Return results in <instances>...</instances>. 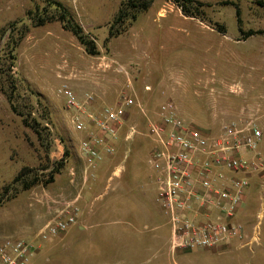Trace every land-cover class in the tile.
I'll return each mask as SVG.
<instances>
[{"label":"rangeland","instance_id":"obj_1","mask_svg":"<svg viewBox=\"0 0 264 264\" xmlns=\"http://www.w3.org/2000/svg\"><path fill=\"white\" fill-rule=\"evenodd\" d=\"M50 1L68 8L98 55H89L59 21L47 20ZM122 1L0 0V198L24 169L47 176L66 159L50 185L2 199L0 238L35 242L30 264H264L263 176L252 177L240 215L243 243L259 227L260 244L171 253L170 226L150 178L148 131L160 106L173 101L188 125L212 138L223 124L255 122L264 151V33L247 37L251 30L264 32V0H197L206 4L199 17L154 0L123 34L107 40ZM35 15L45 24L36 25ZM12 38H21L14 60ZM63 85L81 102L94 96L93 113L114 106L125 92L134 100L115 152L95 167L81 157L87 134L73 127L77 111L59 95ZM10 97L40 124H34L39 134L12 111ZM72 201L80 210L78 224L39 241V231Z\"/></svg>","mask_w":264,"mask_h":264},{"label":"built area","instance_id":"obj_2","mask_svg":"<svg viewBox=\"0 0 264 264\" xmlns=\"http://www.w3.org/2000/svg\"><path fill=\"white\" fill-rule=\"evenodd\" d=\"M59 95L77 111L72 117L75 131L87 134L80 143L81 157L88 166H97L115 152L133 98L125 92L114 106L93 113L94 96L88 94L81 102L68 85ZM156 117L148 129L153 143L150 178L170 226L171 253L260 244L259 227L243 243L247 234L240 220L252 177H264L263 133L255 122L223 124L221 134L212 138L188 125L173 101L161 105ZM64 206L63 214L39 231V241H50L78 224L77 203ZM35 253L31 240L0 238V264H30Z\"/></svg>","mask_w":264,"mask_h":264},{"label":"trees","instance_id":"obj_3","mask_svg":"<svg viewBox=\"0 0 264 264\" xmlns=\"http://www.w3.org/2000/svg\"><path fill=\"white\" fill-rule=\"evenodd\" d=\"M168 1L173 2L179 9L182 10V12L185 15L192 17H199L203 15L204 8L206 7V4H203L202 2H199L197 0H168ZM153 2L154 0H123L117 15L114 17L113 21L110 24L109 36L107 40L117 38L121 34H123L126 31V28L128 27L129 24L135 22L140 14L145 13L150 9ZM260 5L264 6V3L260 2ZM48 7L49 9L52 10V13L51 16L47 18V20L59 21L62 24L64 30L71 32L78 39V41L85 48L86 52L89 55L92 56L98 55L99 52L97 50V46L95 42L90 38V34L84 31L83 27L76 21V19L72 16L71 12L64 4L57 1H50L48 2ZM236 16H237L238 25L240 27L239 30L242 31L241 11L239 8L236 9ZM32 20L34 21V23H36V25L42 26L45 24L46 18H42L41 16L36 17L35 15L32 18ZM263 33L264 32L262 31L255 32L251 30L247 33V37L262 35ZM21 38L19 39V41H15V42H13V38H12L10 44H8L10 48L9 56H11L12 60L15 59L13 52L18 47ZM9 102L12 111L22 118L23 124L26 127L35 131L37 134H39L38 128H36L34 124L36 123V126H39L40 124H38L36 120H34L35 123H32L30 114L29 116L27 115L25 116L22 112H20L13 98L10 97ZM66 155L68 157L67 153ZM65 165H66V159L64 158L62 161L52 166L53 167L52 171L47 176H41L34 171L31 170L28 171L27 169H24L14 179L13 183H11L9 186L6 187L2 199L11 200L17 197V195L20 192L28 191L34 188L35 186L50 185L55 181V175L59 174L61 170L65 167ZM46 170H48V168H46ZM2 199L0 198V203L2 202Z\"/></svg>","mask_w":264,"mask_h":264},{"label":"crops","instance_id":"obj_4","mask_svg":"<svg viewBox=\"0 0 264 264\" xmlns=\"http://www.w3.org/2000/svg\"><path fill=\"white\" fill-rule=\"evenodd\" d=\"M248 194H250V193H248ZM248 197H249V196H248ZM235 244H236V243H235ZM235 244H234L233 246H235ZM233 246H232V247H233ZM190 253H192V252H190ZM184 254H186V253H182V254H179V255H184Z\"/></svg>","mask_w":264,"mask_h":264}]
</instances>
